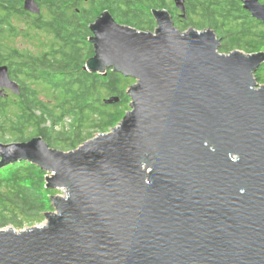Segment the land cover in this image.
<instances>
[{
	"label": "water",
	"instance_id": "1",
	"mask_svg": "<svg viewBox=\"0 0 264 264\" xmlns=\"http://www.w3.org/2000/svg\"><path fill=\"white\" fill-rule=\"evenodd\" d=\"M240 2L264 24L258 0ZM152 16L154 33L108 12L89 26L84 71L136 80L115 128L69 152L40 137L0 143V169L28 162L51 173L46 189L66 190L44 225L0 229V264H264V53L220 54L214 31ZM4 91L21 93L0 66Z\"/></svg>",
	"mask_w": 264,
	"mask_h": 264
},
{
	"label": "trees",
	"instance_id": "2",
	"mask_svg": "<svg viewBox=\"0 0 264 264\" xmlns=\"http://www.w3.org/2000/svg\"><path fill=\"white\" fill-rule=\"evenodd\" d=\"M51 17L31 20L29 29L49 36L38 54L4 53L0 40V66L19 83L21 93L7 99L0 97V137L17 136L20 142L42 138L49 148L69 152L94 138L93 132H107L118 125L130 98L127 90L132 78L112 69L101 74L84 71L86 61L94 55L89 26L107 12L122 26L153 33L154 10H166L180 32L190 28L204 31L210 27L221 39L218 52L242 48L254 54L264 45V26H247L249 17L240 0H184L187 19L180 21L172 0H107L93 11L79 14L68 10L79 8L83 0H49ZM264 3V0H262ZM82 8V7H80ZM251 25V24H250ZM260 25V24H259ZM258 28V29H257ZM203 29V30H202ZM9 35L14 37L10 32ZM86 45V46H84ZM258 84H264V63L254 73ZM43 92L46 102L39 99ZM118 97L119 102L106 105L104 100ZM69 120L66 125L65 121ZM31 130L30 139L23 138ZM0 170V229L10 225L21 229L24 224L40 221L53 210L51 197L55 190L45 188L46 172L28 162Z\"/></svg>",
	"mask_w": 264,
	"mask_h": 264
},
{
	"label": "flooded vegetation",
	"instance_id": "3",
	"mask_svg": "<svg viewBox=\"0 0 264 264\" xmlns=\"http://www.w3.org/2000/svg\"><path fill=\"white\" fill-rule=\"evenodd\" d=\"M105 1L107 0H83L79 5V8L78 7L73 8L72 10H68V12L71 13L72 11H74L75 14H79L81 11H86V12H89L90 10L93 11L97 7L103 5L104 4L103 2ZM119 1H120L119 2L120 6H122L124 0H119ZM25 2L26 0H0V40H2V38L6 40L7 39L14 40L18 37L25 38L27 36L29 23L31 22V20L32 21L37 20L38 18L46 20L47 18L51 17V13L48 9V4L50 2L49 0H33L34 4L40 10L39 14H33L30 13L28 10H26ZM258 2L260 3V5L264 6L262 0H258ZM247 13L249 17L252 18V20L257 22V24L255 25L259 27H262V25L264 26L263 23L254 19L249 12ZM177 16L179 17L180 21H185L187 19V17H185V19H182L180 17V13H178ZM10 32L14 35V37H11L9 35ZM14 50H16L18 53H21L17 49ZM3 95H7L6 97L0 96L3 99L15 97V95L10 93L9 91H4Z\"/></svg>",
	"mask_w": 264,
	"mask_h": 264
},
{
	"label": "rangeland",
	"instance_id": "4",
	"mask_svg": "<svg viewBox=\"0 0 264 264\" xmlns=\"http://www.w3.org/2000/svg\"><path fill=\"white\" fill-rule=\"evenodd\" d=\"M247 21V26L246 27H251V26H255V24H253V22L252 21H250L249 22V19H247L246 20ZM251 24V25H250ZM191 26H189L188 27V29L190 28ZM155 29H156V25H155V27L153 28V30H152V32L154 33V31H155ZM177 29V28H176ZM187 29V30H188ZM204 29H209V30H211V28L210 27H205ZM258 29V28H257ZM178 30V29H177ZM203 30V29H202ZM186 31V30H185ZM45 39H46V41H48L49 40V36H47V35H45L44 33H39V32H37V31H31L30 29H28V33H27V36L25 37V38H20V37H18V38H16V39H14V40H11V39H8L6 42H5V47H4V49L2 50L4 53H8L9 51H10V49L11 50H14V49H17L19 52H21V53H27V52H30V53H32V54H38V53H40L41 51H43V43H45ZM89 39V38H88ZM88 39H87V41L85 42L84 41V43H87V44H90L89 43V41H88ZM218 39L221 41V39L218 37ZM221 43V42H220ZM84 46H86V45H84ZM220 47V46H219ZM218 47V49H220ZM234 50H239V51H241V52H243L245 55H250L249 53H247V51L246 50H244V49H242V48H236V49H234ZM256 50H258L256 53H259V52H262V53H264V45H261V46H259L258 47V49H256ZM229 53H231V52H229ZM221 54H227V53H221ZM256 81V80H255ZM136 82V80H134V79H132V84L131 85H133L134 83ZM258 83V82H257ZM264 84H258V86H256V88H259V87H261V86H263ZM39 99L40 100H42V101H44V102H46L47 101V99L45 98V96H44V94H43V92H41V91H39ZM11 99V98H10ZM129 103H130V100H129ZM130 110V107H129V104H128V110L126 111V113L128 112ZM65 123H66V125L67 124H69V120L67 119L66 121H65ZM119 124V123H118ZM117 126V125H116ZM115 126V127H116ZM115 127H113V128H115ZM113 128H111V129H113ZM111 129H108L107 130V132H109V131H111ZM107 132H105V133H107ZM99 134H101V132H98V131H95V132H93V137H96V136H98ZM32 137V133H31V130H27L26 132H25V134H24V136H23V138H25V139H30ZM20 142V138L19 137H15V136H10V135H6L5 137H3V138H1L0 137V143H2V144H5V145H8V144H12V143H19ZM62 151H66V149H62ZM20 162H17V163H14V164H11V168H13L14 166H17L18 164H19ZM8 166H10V165H8ZM8 166H6V167H3V168H1L0 170H2V169H5L6 171H4V173H7L8 172V170H11V169H8L7 167ZM47 175L46 176H48V177H50L51 176V173H46ZM55 196H60V197H64L65 195H66V190L65 189H57V190H55ZM50 212H54V209L52 210V211H49L48 213H50ZM45 214L43 215V218H42V220H40V221H36V222H34V223H32V224H29V225H27V224H24L23 226H22V228L21 229H18V228H13L12 226H10V225H8V226H6V227H4V228H2V230H7V229H10V228H12L13 230H15L16 232H19V231H22V230H26V229H30V228H32V227H35V226H41V225H44L45 223H46V220H45Z\"/></svg>",
	"mask_w": 264,
	"mask_h": 264
}]
</instances>
